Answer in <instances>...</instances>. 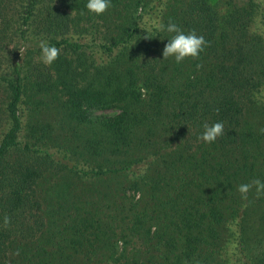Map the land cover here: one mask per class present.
I'll return each instance as SVG.
<instances>
[{
    "label": "trees",
    "instance_id": "obj_1",
    "mask_svg": "<svg viewBox=\"0 0 264 264\" xmlns=\"http://www.w3.org/2000/svg\"><path fill=\"white\" fill-rule=\"evenodd\" d=\"M86 3L0 0V264H264V0Z\"/></svg>",
    "mask_w": 264,
    "mask_h": 264
},
{
    "label": "clouds",
    "instance_id": "obj_2",
    "mask_svg": "<svg viewBox=\"0 0 264 264\" xmlns=\"http://www.w3.org/2000/svg\"><path fill=\"white\" fill-rule=\"evenodd\" d=\"M110 7H112L111 0H87L86 9L97 16L104 14ZM158 30L164 31L165 25L158 24ZM166 31L168 33H174V35L168 39L165 44L162 56L163 60H167L170 57H174L177 64L182 63L187 58L199 59L201 52L209 45L204 36L197 35L195 30L185 33L177 24L169 22ZM39 48L41 50V60L45 65H51L60 55V49L55 46L49 45L48 41L41 40L39 42ZM23 49L19 50L22 56ZM202 65H197L199 69ZM217 111H219L217 109ZM204 132L199 137L205 143H212L218 137L224 135V124L222 122H216L209 125L205 123L203 125ZM260 132L264 134V128L260 129ZM182 142V141H181ZM255 189V195L257 198L264 196V181L260 179H254L250 183L241 184L238 186V192L241 194L243 200L248 199V193ZM11 223V218L5 216L3 219V225L7 227Z\"/></svg>",
    "mask_w": 264,
    "mask_h": 264
},
{
    "label": "rangeland",
    "instance_id": "obj_3",
    "mask_svg": "<svg viewBox=\"0 0 264 264\" xmlns=\"http://www.w3.org/2000/svg\"><path fill=\"white\" fill-rule=\"evenodd\" d=\"M149 15L150 14H147V17L149 18ZM154 21H156V20H154ZM262 29L264 30V24H263V27H262ZM263 33H264V31H263ZM37 38V43H35V47H36V49H35V51L37 52V51H39L40 50V48H39V38L38 37H36ZM89 40L90 41H92V37H91V35H89ZM96 48V47H95ZM40 52V51H39ZM100 53V51H99V49H96V55H95V57L96 58H98L99 57V54ZM41 54V53H40ZM104 58H107L106 56L104 57ZM5 66H0V74L2 73V72H4L5 71V69L6 68H4ZM261 99H263V101H264V90H263V92L261 93ZM111 113H113V111L112 110H106V111H97V114H106V115H108V114H111Z\"/></svg>",
    "mask_w": 264,
    "mask_h": 264
}]
</instances>
